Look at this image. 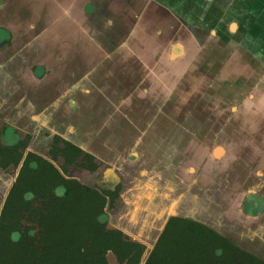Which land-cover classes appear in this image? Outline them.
I'll use <instances>...</instances> for the list:
<instances>
[{
  "label": "flooded vegetation",
  "instance_id": "af4514ba",
  "mask_svg": "<svg viewBox=\"0 0 264 264\" xmlns=\"http://www.w3.org/2000/svg\"><path fill=\"white\" fill-rule=\"evenodd\" d=\"M90 5L94 10L89 11ZM18 6L23 7L18 12L20 18L15 14ZM44 6L43 0H0V30L8 36L0 41V219L32 154L48 161L64 179L105 198V230L118 231L124 241L138 244L142 249L139 264L147 263L172 219L206 226L232 244L237 260L252 262L255 258L264 264V110L257 106L247 110L246 102L227 109L221 97L215 104L211 91L216 88L212 84V90L200 97L190 94L185 101L182 93L190 87V67L178 76L168 71L167 84L172 88L164 97L158 90L163 87L155 80L157 55L146 42L133 41L131 20L110 21V10L103 9L105 4L79 0V9H71L73 25L66 26L68 18H63L55 36L51 35L54 40L48 35L40 39L38 35L47 22ZM78 22L89 27V32L80 30ZM131 49L139 55L132 56L133 65H118L128 63L125 58L131 59ZM236 53L212 50L207 55L219 61L216 57L227 54V68L234 65L236 69ZM177 54L183 51L171 53L174 57ZM204 55L205 49L197 52L198 57ZM38 68H43L41 75L36 74ZM125 68L128 74L134 73L132 80H126ZM221 76L225 71L219 70L218 78ZM141 82L145 94L137 98L142 92L138 87ZM198 84L199 89L206 83L202 80ZM179 89L181 99L177 96ZM131 95L145 108L140 116L130 115L125 108L119 111L118 106ZM112 117H118L122 129L115 127ZM136 117H140L136 120L138 128L125 129V124ZM183 121L187 122L186 129L158 130L168 127L169 122L178 125ZM8 128L18 139L11 145L3 139ZM213 140V162L207 165L200 157L197 165L203 170L198 181L190 184L189 178H179L185 172L194 173L185 166L194 155L191 145L196 142L208 148ZM217 149L223 151L218 157L214 156ZM30 165H37L38 173L45 167L39 162ZM25 182L12 204L16 210L13 214L39 217L42 213L31 211L44 208V193L56 199L57 190L46 191L44 178ZM35 182L39 193L34 194L30 185ZM179 190L185 193L172 199ZM238 197L242 198L244 216L256 219V223L222 222V212ZM254 198L260 199L263 207L257 214H248L244 206ZM24 199V205H20ZM164 200L170 201L167 208ZM37 229L35 225L33 232ZM111 259L120 264L109 252V264Z\"/></svg>",
  "mask_w": 264,
  "mask_h": 264
},
{
  "label": "trees",
  "instance_id": "16d2710c",
  "mask_svg": "<svg viewBox=\"0 0 264 264\" xmlns=\"http://www.w3.org/2000/svg\"><path fill=\"white\" fill-rule=\"evenodd\" d=\"M31 162L45 164L42 173ZM31 178H44L46 191L57 190L56 199L44 193V208L31 211L42 213L39 217L14 215L16 210L11 207L20 195L18 190ZM38 187V182L30 185L34 194L39 193ZM25 201H20V205ZM104 206L105 198L101 194L64 179L48 161L31 154L0 219V264H109V252L120 264H139L141 247L124 241L118 231L105 230ZM35 225L39 229L33 232ZM146 264L263 263L255 258L252 262L246 258L237 260L232 244L208 227L172 219Z\"/></svg>",
  "mask_w": 264,
  "mask_h": 264
},
{
  "label": "rangeland",
  "instance_id": "374dc122",
  "mask_svg": "<svg viewBox=\"0 0 264 264\" xmlns=\"http://www.w3.org/2000/svg\"><path fill=\"white\" fill-rule=\"evenodd\" d=\"M121 1H123V0H121ZM84 4L79 5V7L82 8L84 6ZM118 6H121V5H118ZM22 9H23L22 6L17 7V11H15V14H17V17L21 16L19 13H21ZM88 9H89V11L94 10L93 6H91V5L89 6ZM109 10H110V12L109 13L107 12V15H110V17H109L110 21H115V20L118 21L117 20L118 16L121 15V9L110 8ZM144 13H145V14H143L144 18H148V17L150 18L152 16V15H148L149 14L148 12H147V14H146V12H144ZM165 14H166V17H164V18L159 17L162 19L161 22H164V24H162V26H163L162 29H165L166 27L173 26V27H176L175 29H177L181 32V37L183 39L191 38L190 36H192V34H187L188 36L186 35V32H187L186 30H188V27L185 25L183 20H182V22H180V24L176 25L177 22L173 21V19H171L170 16L167 17L168 14L166 13V11H165ZM36 15H37V13L34 15L33 19L37 17ZM79 16L82 18L84 17L81 9L79 11ZM80 17H78V18H80ZM152 17L154 18V16H152ZM141 21H142V23H144V26H145V24H147V23H145L146 20L141 19ZM81 22H83V21H81ZM116 23H118V22H116ZM166 24L169 26H167ZM78 26L81 27L80 30H82V31L84 30V32H89V30H90V28L87 27L85 24H84V26H86V27L82 26V24L79 22H78ZM228 26L229 25H227L225 27L209 26L207 28L208 29L207 33H209V34L205 33V35H204L205 38L212 37L213 33H211V31H215V34L217 36H215L213 38L216 42L215 43L212 42V44H210V45H214V49H211L209 45H207L208 50H206V47H205L206 55H204V57L203 56H201V57L197 56V52L199 50L202 51L203 42L202 41L194 42V40H193L192 42H189L187 44L188 45V47H187L188 52H187V55L185 56V58L183 60H180L178 62H174V61L171 62L168 59H167L168 60L167 61L165 59H161V57L159 59L157 58V60L154 64V66L157 67V70H156L157 74H155L156 76L153 75L152 77L155 76L156 77L155 80H157L158 85L163 87V89H158V90H159V92L163 91L162 94L164 95V97H166L169 94V92H166V91L167 90L170 91L169 89L172 88L171 86L168 87L167 81H169V78L168 79L166 78L167 77L166 75L169 74L168 71H170V69H166L164 67H167V68L173 67V70L175 71L174 75H177V76L182 74V71L183 72L187 71L188 67H190L191 69L189 71L190 72L189 73V75H190L189 81L191 83H190L189 89H185V90H188L189 93L188 92L182 93L184 98H185V101L188 100V98H189L188 95H190V94H191L190 97H197V95H198V97H200L201 95H203L204 92L206 93L207 90H212L211 88H209V86H211V84H212L213 87L216 88L215 91H214V89L211 91V92H213L212 94L215 95V96L212 95L213 96L212 99H214L213 103L217 104V102H215V101L221 97V100H223L222 103L224 105H226L227 109H231V108L235 109V107L241 106V104L246 102L245 104H246L247 110L251 111L252 107L256 108V106L259 107V109L264 110V54L261 52H257V50L252 51V49L251 50L250 49L243 50V49L239 48V45L242 46L243 44L239 40H237L238 39L237 37L232 38V37H234L235 34H232V33L230 34ZM65 28H69V27H65ZM220 29L221 30L223 29L222 30L223 35L221 34ZM228 34H230V35H228ZM51 37H53V36H51ZM6 39H8L7 33L3 30H0V41H4ZM165 42H167V41H164V43ZM259 47H260V45H259ZM255 48H257V47H255ZM158 49H160V48H158ZM177 49L181 50L179 45H175L174 51H177ZM212 50H216V51L219 50V51H223V52L227 51L228 54H229V51L237 52L236 55L239 58H238V62H236V65H237L236 69H234V65H230L229 68H227L228 67V64L226 63L227 62L226 61L227 60V57H226L227 54H224L225 57H223V55H222V58H220V56L216 57L219 59V61L213 60V56L207 55ZM233 55H235V54L233 53ZM125 59H126V62H128L126 64H121L118 61H116V62H118V65H120L121 67H127V65H133V63H134L133 58H131V59L125 58ZM255 59L259 60V62H260L259 63L260 65H258L257 67H255L253 65V61ZM145 65H149V64L145 63ZM230 69H232V70H230ZM219 70L225 71V76H221L220 78H218ZM35 71H36L37 75H41L43 73V68H38ZM120 71H122L121 68L119 69V72ZM161 71H163V72L165 71V73L162 74ZM210 72L212 73V75L208 76V73H210ZM125 73H126V80H132L133 79L134 73L128 74L127 69H126ZM119 74H121V72ZM115 76H117V74ZM148 76L149 75H147V77ZM204 76H206V77H204ZM184 80L188 81L187 78H185ZM202 80H204L206 84L202 85L201 88L198 89L197 87L200 86L198 84V82L202 81ZM139 86L142 88V92L138 95L137 98H139L140 96H143L145 94L144 82H141V85L139 84L138 87ZM185 90H183V91H185ZM181 91L182 90L179 89V92H177V96L179 97V99L183 98V96L179 95V93ZM254 93H256V94L253 98V101H250L249 98L251 96H253ZM219 94H221V95H219ZM132 96H134V95H131L130 98H132ZM130 98L128 97L126 99V101H124L122 103L123 105L118 106L119 111H121L122 109L125 108V110H127L130 115L135 114L137 116H140V114H143L145 112V108H143V106L138 105L139 104L138 100H134L132 98L133 99V101H132ZM207 98H209V97H207ZM250 113H253V112H250ZM263 114H264V112H263ZM130 115H127L125 117L130 118ZM113 118L114 117H112L110 120L114 121L113 123H115V125H116L115 127L122 129L120 126L121 125L120 121H118V117H115V119H113ZM139 118L140 117H136L134 119L132 118L131 120L128 119L130 122L128 121L129 123L125 124V126H126L125 129L132 130V128H138V126L136 124V122H137L136 120ZM164 125H165V123H164ZM186 125H187V122L184 123V121L179 122L178 125L175 122H172V123L169 122L168 127H162V128L158 127V130L159 131L160 130L164 131V130H168V129L179 130L180 127H182L183 129H186V127H187ZM116 128H114V129L116 130ZM86 131L88 132V130H86ZM3 139L5 140L6 144H10V145L15 143L16 141H18L14 131L10 128H8L7 133L4 135ZM214 140L208 148H203L204 147L203 144L199 145L196 142H194L191 145L192 148H195L194 155L188 159L189 161H187L185 166L188 169L189 168L193 169L194 173L192 174V173H186L185 172L184 176L183 175L178 176L179 178H182V180H184V181H185V179L189 178L190 184H194L198 181V179L202 176V170L203 169H201V165L199 166L197 164L199 163L200 157L201 158L203 157L202 162H204V163L208 162L207 165L212 161L211 156L213 153V148L216 145V141H214ZM229 158H230V156L228 155L227 158H225L224 160L226 161ZM207 172L210 173L211 170L209 169ZM211 174H212V172H211ZM183 193H185L183 190L177 191V193L173 194L172 199L180 197L181 195H183ZM179 199H181V198H179ZM181 200H179V202H181ZM126 202H127V200H126ZM241 202H242L241 197H238L235 202H229L230 206L226 210H224L225 212H222V214H221V218H222L223 223L227 222V221L234 220V222H237L239 224H243V223L249 224V223H252L256 220L252 217L249 218V217L244 216V214L242 213V209H241ZM127 204H130V202H127ZM163 204L167 208L170 204V201L168 202V200H166V201L164 200ZM179 206L181 207V204ZM261 207H263V202L258 198H254L250 202H247L245 204L244 209L248 214H257L262 209ZM254 223H256V222H254ZM111 224L112 223H110V225ZM132 234L134 235V237L136 236L135 233H132ZM256 253H258V249H257ZM111 264H117V263L115 262L114 259H111Z\"/></svg>",
  "mask_w": 264,
  "mask_h": 264
},
{
  "label": "crops",
  "instance_id": "0c3cea01",
  "mask_svg": "<svg viewBox=\"0 0 264 264\" xmlns=\"http://www.w3.org/2000/svg\"><path fill=\"white\" fill-rule=\"evenodd\" d=\"M79 0H43L44 2V9L45 12L44 18H47V22L42 26L43 29L40 31V35L38 37L41 39V37H44L45 35L49 38L52 34L55 36L57 33V28L59 25H62L63 18H68L67 22H65L66 26L73 25L74 21H70V19L74 20L75 15L72 14L71 9L75 10L78 9L76 7V4ZM141 1L146 4L143 8H141V3H136L135 6H133L132 3ZM155 0H87V3H96V4H105L103 9H121V15L118 16V18L123 20H131L133 29L131 32V36L134 42L137 40H141L142 42H146L147 48L152 52H154L155 55H157V58L159 59H165L169 61L178 62L180 60H183L188 52V43L192 42H203V48L208 50L207 45L210 46L211 49H214V45H210L215 43L216 41L213 39L215 36H217L215 33L212 34V37L205 38L204 35L200 40L194 39L192 36L191 38L183 39L181 37V32L177 29H174L173 26L166 27L165 29H162L164 22H161V18H157L155 15H157L159 12L156 10L157 3L154 2ZM157 1V0H156ZM226 1V0H224ZM229 3L223 2L222 0H161V2L164 4L166 13L168 14L167 17H171L174 21L178 19L185 20V23H191L194 22L196 24H199L204 27L203 32L205 31L206 27L209 26H215V27H225L234 22L237 24V28L235 29L236 32H238L240 26H245L251 21L247 18L245 20V16L249 17L248 15L249 11H251L254 8V1L253 0H228ZM264 1V0H263ZM121 2V3H120ZM158 2V1H157ZM132 4V5H131ZM155 4V6H154ZM229 5V7H226ZM121 5V6H118ZM131 5V6H130ZM226 7L227 9H230L231 7L234 9V12H230L229 15H225V17L220 15V12L218 11V8L223 9ZM140 9L142 12H140ZM149 9V10H147ZM232 9V10H233ZM150 11L148 15L153 14L154 18L151 16L150 18H144L143 14H145V11ZM262 11H264V7L262 8ZM176 16V17H175ZM181 16V18L179 17ZM183 17V18H182ZM264 17V16H263ZM239 19V23L237 22ZM141 19L146 20L145 26L144 23H142ZM248 20V21H247ZM77 21V20H76ZM224 21V22H223ZM247 21V23H246ZM167 25V24H166ZM169 26V25H167ZM153 31V32H152ZM186 35L189 34L188 30H186ZM234 31V32H235ZM221 34L222 30H220ZM232 32V31H231ZM235 32L234 37H243V33L238 34ZM233 33V32H232ZM231 34V33H230ZM166 36V37H165ZM188 36V35H187ZM55 37H53L54 40ZM219 38V37H218ZM238 40V39H237ZM264 40V39H263ZM164 41H167L164 43ZM175 45H179L181 50L177 49L178 52H182L183 54H177L175 57L171 55V53L175 52L174 48ZM160 48V49H158ZM131 58L133 57H139L137 53H135V50L132 51L131 49ZM160 54V55H159ZM167 60V61H168ZM171 73L174 74L173 68L170 70ZM223 154V151L220 149L215 150L214 156L218 157ZM191 171H189L190 173Z\"/></svg>",
  "mask_w": 264,
  "mask_h": 264
},
{
  "label": "water",
  "instance_id": "95a60500",
  "mask_svg": "<svg viewBox=\"0 0 264 264\" xmlns=\"http://www.w3.org/2000/svg\"><path fill=\"white\" fill-rule=\"evenodd\" d=\"M157 1L155 0L154 2L157 3V5H156L157 7H155V8H157L156 10H158L159 13L157 15H155V16L157 18H159V17H161V18L163 17L164 18V17H166V14H165L166 10H165L164 4L161 2V0H157ZM222 1L226 2V3H229L228 0H226V1L222 0ZM253 1H254V8L251 11H249V13H248V15L250 14V16L249 17L245 16V20L248 18L249 21H251V22L248 23L247 25H245L244 27L240 26L238 32H236L237 30L235 31V29L237 28V24H236V22H234L235 21L234 20L233 23L231 24V26L230 27L228 26V29H229L230 33L233 32L232 34H235V32L238 33V34L243 33V37L242 38L237 37L238 40L243 44L242 46L239 45V48H241L243 50H247V49H250V50L252 49V51L257 50V52H261V53L264 54V40H263L264 39V17H263L264 16V11H262V8L264 7V1L263 0H253ZM136 3H138V4L141 3V8H143L146 5V4H144V2H141V1H138ZM136 3L134 1V3H132L133 6H135ZM154 6H155V4H154ZM226 7H229V5L227 6V4H226ZM226 7H224L223 9H221V8L219 9L218 8V11L220 12L219 17H221V16L225 17V15L226 14L229 15V13L231 11L234 12V9L232 7H231V11H230V9H227ZM147 10H149V9H147ZM147 10L145 11L146 14H147V12L148 13L150 12V11H147ZM140 12H141V9H140ZM151 15L154 16L153 14H151ZM179 17L181 18V16H179ZM183 19H181V20L179 19L178 23H176V25L180 24V22H182ZM236 19H238V18H236ZM183 21L185 23V20H183ZM247 21H246V23H247ZM175 22H177V20H175ZM237 22L239 23V19L237 20ZM185 25L188 27L189 34H192V37L194 39L197 38L196 39L197 41L200 40L203 37V35H205V33L208 32V29H207L208 27H206L205 31L203 32L204 27L199 25V24H196L194 22H191L189 24L185 23ZM175 28L176 27H174V29ZM211 33H215V31H211ZM207 34H209V33H207ZM228 35H230V34H228ZM259 45H260V47H259ZM255 47H257V48H255ZM238 58L239 57L237 56L236 57L237 61H238ZM259 63L260 62L257 59H255L253 61V65L255 67L260 65ZM170 212L174 213V211H170Z\"/></svg>",
  "mask_w": 264,
  "mask_h": 264
}]
</instances>
